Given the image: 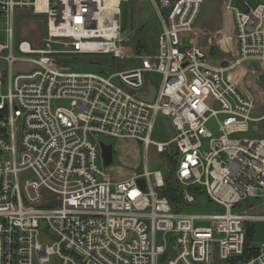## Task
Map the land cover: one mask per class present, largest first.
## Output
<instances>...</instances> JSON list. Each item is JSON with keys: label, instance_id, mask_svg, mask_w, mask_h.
I'll return each instance as SVG.
<instances>
[{"label": "built area", "instance_id": "2783aa9c", "mask_svg": "<svg viewBox=\"0 0 264 264\" xmlns=\"http://www.w3.org/2000/svg\"><path fill=\"white\" fill-rule=\"evenodd\" d=\"M121 1L0 0V62L7 67L0 71V86L6 84L0 93V264H264V241L250 248L245 231L264 223V214H249L263 203L234 212L250 198H264V137L246 136L264 114L229 76L246 62L264 63V0H223L237 44L230 64H213L181 39L205 0H147L160 23L158 51L138 56L139 67L104 76L61 62L87 55L122 60L125 50L132 53V41L124 45ZM32 15L45 16L37 40L15 31L16 17ZM151 73L162 76L158 86ZM147 79L156 87L150 103L139 98L149 94ZM58 100L69 106L57 108ZM159 115L174 137L154 143ZM212 118L216 135L206 129ZM100 137L134 140L157 155L174 149L181 201L205 194L224 212L173 211L161 194L166 175L146 165L114 180L105 172ZM215 222L224 224L220 238L197 225Z\"/></svg>", "mask_w": 264, "mask_h": 264}, {"label": "rangeland", "instance_id": "374dc122", "mask_svg": "<svg viewBox=\"0 0 264 264\" xmlns=\"http://www.w3.org/2000/svg\"><path fill=\"white\" fill-rule=\"evenodd\" d=\"M120 8L123 36L127 38L124 45L130 46L132 41V53L125 50V57L122 60L107 55H87L63 57L61 62L66 63L71 70L76 72L95 73L105 76V70L108 73H113L117 70H127L141 66L142 63L137 58L138 56H155L158 51L160 23L152 3L147 0H122ZM20 22L25 24L31 22V25L22 24L20 27ZM40 22L45 23V16L16 17V34L21 33L37 40L40 32ZM181 39H186L189 45L192 44L200 48L215 65L230 64L237 57L233 17L230 13L225 12L223 0H205L192 30L182 35ZM139 40L146 50L140 55L135 51V45ZM22 68L23 66L17 65L15 70ZM1 70L7 71L6 65L2 62H0ZM149 76L155 86L162 82L160 74L151 73ZM229 76L235 81L237 88L244 97L257 103L256 111L258 115L264 114V63L246 62L229 73ZM5 91L6 84H3L0 86V93H5ZM55 106L57 108H67L69 103L65 100H58L55 102ZM217 119H222V116H218ZM217 128L216 119L214 118L210 119L206 124V129L213 135L217 134ZM250 129V133L246 136L264 137V120L257 124H251ZM100 140L112 147L113 162L108 167H105V172L116 181L124 180L132 176V174L142 172L145 165L150 171L159 170L163 175H166L169 169L167 155L176 154L173 149L163 155H157L153 147H150L145 153L143 144L134 140H119L107 137H100ZM150 140L154 143H163L168 140L159 119L154 125ZM206 144L207 142L205 141L204 149H206ZM261 203H264V198H250L237 206L234 212L242 213L247 211L249 205L257 206ZM223 212V208L211 202L205 194L196 195L192 203L182 201L180 210L181 214L199 216L222 214ZM197 225L212 227L218 238L223 234L224 224L221 222L200 223ZM250 226L253 227V233L249 236L248 246L252 248L264 241V223L255 222ZM41 241L50 243L45 238H41ZM156 243H163L162 234L156 235ZM214 250H216V245ZM158 264H162L161 259Z\"/></svg>", "mask_w": 264, "mask_h": 264}, {"label": "water", "instance_id": "95a60500", "mask_svg": "<svg viewBox=\"0 0 264 264\" xmlns=\"http://www.w3.org/2000/svg\"><path fill=\"white\" fill-rule=\"evenodd\" d=\"M17 13L21 14V15H30L31 11L28 9H19V10H17ZM168 14H169V11H166L164 13V16L167 17ZM146 85H147V91L149 92V94L146 96H140L139 98L144 102L150 103L154 100V97L156 95V87L154 85H152V83L150 82L149 79H147ZM159 119H160L161 125L163 127V131H164L166 137L169 139L173 138L174 137V131L170 125L169 120L166 118H162L160 115H159ZM100 147L102 150V158L104 161V166L108 167L113 162L112 147L110 145H106L104 143H100ZM138 183H139V185H141L143 187V180H139ZM43 193H44V196L46 198H50V197L54 196L53 194H51L48 191H44ZM56 205H59V202L52 203L49 205V207H53ZM249 214L250 215L264 214V203L262 205H260L259 207L252 209L249 212Z\"/></svg>", "mask_w": 264, "mask_h": 264}, {"label": "trees", "instance_id": "16d2710c", "mask_svg": "<svg viewBox=\"0 0 264 264\" xmlns=\"http://www.w3.org/2000/svg\"><path fill=\"white\" fill-rule=\"evenodd\" d=\"M135 51L138 55L142 54L143 51L146 52L145 47L141 44L140 40L135 45ZM168 157V163H169V169L165 176V188L161 192L163 196H165L171 206L173 211L179 212L181 209V198H180V187L177 185V183L174 180V172L177 168V154L167 155ZM253 227L248 225L246 229V244L248 245L249 236L253 233Z\"/></svg>", "mask_w": 264, "mask_h": 264}, {"label": "bare ground", "instance_id": "6f19581e", "mask_svg": "<svg viewBox=\"0 0 264 264\" xmlns=\"http://www.w3.org/2000/svg\"><path fill=\"white\" fill-rule=\"evenodd\" d=\"M41 0H39V2H40Z\"/></svg>", "mask_w": 264, "mask_h": 264}]
</instances>
